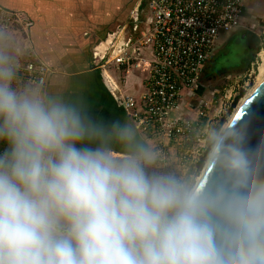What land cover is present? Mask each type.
<instances>
[{"label":"clouds","instance_id":"clouds-1","mask_svg":"<svg viewBox=\"0 0 264 264\" xmlns=\"http://www.w3.org/2000/svg\"><path fill=\"white\" fill-rule=\"evenodd\" d=\"M0 54V264H264V177L211 134L223 176L201 188L115 126L123 155L81 110L12 87ZM96 143V147L89 146Z\"/></svg>","mask_w":264,"mask_h":264},{"label":"built area","instance_id":"built-area-1","mask_svg":"<svg viewBox=\"0 0 264 264\" xmlns=\"http://www.w3.org/2000/svg\"><path fill=\"white\" fill-rule=\"evenodd\" d=\"M246 4L247 0H150V19L144 31L120 54L104 59L105 65L129 67L149 56L145 93L138 100L124 97L123 106L137 132L154 144L153 171L175 172L193 183L198 164L210 154L211 111L217 108L214 118L220 117L232 94L227 96V91L219 102L201 100L196 105L189 97L196 95L219 36L242 26ZM15 22L24 32L34 24L0 7L1 36ZM7 58L14 80L35 89L46 85L52 73L46 63L30 55L25 60ZM255 72L252 63L248 80Z\"/></svg>","mask_w":264,"mask_h":264},{"label":"crops","instance_id":"crops-1","mask_svg":"<svg viewBox=\"0 0 264 264\" xmlns=\"http://www.w3.org/2000/svg\"><path fill=\"white\" fill-rule=\"evenodd\" d=\"M0 7L34 23L27 32L14 23L5 55L21 60L34 56L52 71L41 89L15 80L12 87L74 105L104 130L106 146L123 155L127 146L115 137V126L137 132L123 98L138 100L145 93L149 56L129 67L105 65L104 59L120 54L144 31L150 19L149 13L143 16L147 9L139 1L131 6L130 0H0Z\"/></svg>","mask_w":264,"mask_h":264},{"label":"rangeland","instance_id":"rangeland-1","mask_svg":"<svg viewBox=\"0 0 264 264\" xmlns=\"http://www.w3.org/2000/svg\"><path fill=\"white\" fill-rule=\"evenodd\" d=\"M246 11L241 27L219 36L211 59L202 73L196 95L189 97V101L196 105L201 100H218L219 102L227 91V96L232 94L231 101L226 104L220 117L214 118L217 108L211 111L214 127L221 123L219 135L223 134L227 123L230 122L242 101L259 83L264 66V20L262 21L258 17L260 14H264V0H247ZM143 16L145 15L143 14ZM10 31L11 29L3 36L0 34V53L1 50H5V45L9 42ZM259 47H261L260 51ZM3 55L6 56L4 52ZM252 63L255 64L256 72L248 80L249 77L246 74H249ZM15 81L18 80L15 79ZM145 141L148 142L147 149H152L154 144L146 139ZM211 153L212 150L202 169L194 173V184H197L198 178L202 175ZM154 168L155 162L148 171L152 172Z\"/></svg>","mask_w":264,"mask_h":264},{"label":"water","instance_id":"water-1","mask_svg":"<svg viewBox=\"0 0 264 264\" xmlns=\"http://www.w3.org/2000/svg\"><path fill=\"white\" fill-rule=\"evenodd\" d=\"M135 132L134 143L147 148L144 143L138 141ZM222 136L225 150L239 146L250 158H254L258 173L264 177V84L237 113ZM222 176L221 161L214 159L211 154L197 185L207 188L219 181Z\"/></svg>","mask_w":264,"mask_h":264},{"label":"bare ground","instance_id":"bare-ground-1","mask_svg":"<svg viewBox=\"0 0 264 264\" xmlns=\"http://www.w3.org/2000/svg\"><path fill=\"white\" fill-rule=\"evenodd\" d=\"M264 54V52H263ZM264 57V56H263ZM264 84V66L262 67V74L259 77V83L257 84V86L245 97V99L242 101L241 105L239 106V108L236 110V112L234 113V115L231 117L230 122L235 118V116L237 115V113L243 108V106L252 98V96L259 90V88H261V86ZM227 123L224 131L226 130V128L228 127V125L230 124ZM223 131V132H224ZM206 168V167H205ZM205 170V169H204ZM204 173V171H203ZM202 173V174H203ZM202 175L198 178L197 183L201 180Z\"/></svg>","mask_w":264,"mask_h":264},{"label":"flooded vegetation","instance_id":"flooded-vegetation-1","mask_svg":"<svg viewBox=\"0 0 264 264\" xmlns=\"http://www.w3.org/2000/svg\"><path fill=\"white\" fill-rule=\"evenodd\" d=\"M140 2L141 3V6H142V9L144 8V9H147V10H143L144 12H145V14L144 15H147L148 13L150 14V0H130V5L132 6V5H134L135 3H137V2ZM247 10H251V9H247ZM246 13H247V11H246ZM262 21L264 20V14H260L259 16H258ZM254 18V17H253ZM257 20V19H256ZM211 59V58H210ZM209 59V60H210ZM209 60L207 61V63L209 62ZM206 63V64H207ZM206 66V65H205Z\"/></svg>","mask_w":264,"mask_h":264},{"label":"trees","instance_id":"trees-1","mask_svg":"<svg viewBox=\"0 0 264 264\" xmlns=\"http://www.w3.org/2000/svg\"><path fill=\"white\" fill-rule=\"evenodd\" d=\"M258 50L260 51L261 50V47H259L258 48ZM238 99V98H237ZM220 130H221V123L220 124H218L217 126H215L214 128H213V133H217V134H219L220 133ZM145 146L147 147V145L145 144ZM3 145H0V150H2L3 149ZM211 147H213V144H212V142H211ZM207 157H208V154H206V156L205 157H203L202 159H201V161H200V163L198 164V171H200V169H202V167L204 166V164H205V162H206V160H207Z\"/></svg>","mask_w":264,"mask_h":264}]
</instances>
